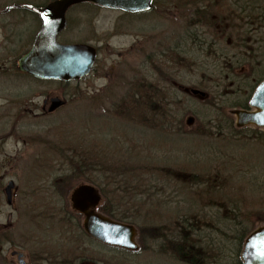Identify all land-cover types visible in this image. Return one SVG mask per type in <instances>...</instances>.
Masks as SVG:
<instances>
[{
  "label": "rangeland",
  "instance_id": "1",
  "mask_svg": "<svg viewBox=\"0 0 264 264\" xmlns=\"http://www.w3.org/2000/svg\"><path fill=\"white\" fill-rule=\"evenodd\" d=\"M32 1L45 5L51 0ZM192 10L193 7L189 8L182 0H157L152 10L145 13H125L91 4L75 5L68 10V28L57 40L96 44L100 47V57L89 76L70 81L65 86L59 81L34 78L35 94L47 90L68 102L55 113L44 116L36 106L39 98L35 96L32 107H23L27 124L25 119L21 120L24 125L19 128L24 129V138L18 136L10 141L7 147L11 155H0V224L6 226L0 232V264H19L11 257V248L24 252L28 264H186L170 248L169 238L177 235L179 218L193 217L191 220L197 222L196 211L200 208H204V213L210 211L206 210L207 203L200 202L197 206L198 201L191 203V199H196L197 192L201 191L206 192V197L201 199L206 201L207 191L215 184L225 191L228 189V194L222 193L223 198L237 196L238 204L247 208L245 211L252 214L258 209L264 217V146L254 139L257 128L237 127L235 108L227 107L226 115L220 113L221 118L229 114L234 116V126L241 129L236 132V140L241 141L240 147L252 153L241 170L227 158L232 155L226 154V139L235 135L228 134L225 127H218L217 104L211 102L212 106L205 101V96L191 93L192 88L201 89V84L207 82L216 89V76L229 71V62L234 60L232 52L208 55L207 50L201 49L200 40L206 42L208 35L205 28L190 24ZM36 22L33 20L28 27L33 30V36L39 29ZM24 27V24L19 25L21 29ZM29 45L24 43L18 50L29 48ZM178 49L182 57L176 59ZM185 49L187 52L182 51ZM244 67L247 71L248 65ZM153 84L163 90L164 102L169 103V115L163 119L164 123L157 125L160 113L156 109L145 110L143 115L155 121L154 125H145L138 118V109L123 112L120 107L133 89L136 88L138 93L143 86L151 88ZM223 85L217 87L221 97L230 94L229 87L232 86L230 82L228 86ZM149 95H154L153 88ZM153 99L140 97L139 102L133 104L139 107ZM197 118L204 122V128L199 126ZM86 139L108 147L115 154L114 167L120 166L126 173L123 176L126 188L122 192L125 199H121L123 204H116L115 208L125 212L132 208L135 212H131L137 214L139 222L145 218L154 221L150 222L153 230L145 229L138 238L140 247L137 251L107 246L83 233V216L74 212L70 197L78 185L87 181L65 162L67 147L64 146L73 141V146L78 148ZM253 143L258 149L252 150ZM258 152L261 162L256 163L258 167H254L253 172L248 171L245 168L258 160ZM224 160L222 164L220 161ZM143 164L151 171L149 176L146 173L145 182L137 187L136 179L141 170L131 179V174H135L132 170ZM11 179L17 186L12 204L7 203L4 193V187ZM231 187L233 191L229 190ZM217 193L214 194L216 198ZM44 201L53 206L50 214L41 212ZM150 209L153 212L147 216ZM64 211L72 219L73 226L70 223V227L77 231L79 226L84 235L72 230L68 235H60L65 229L59 228L62 223L59 217ZM44 214L49 221H44ZM261 216L252 218L263 220H257L255 229L264 226ZM222 224L215 223L212 229L207 228L206 223L197 227L209 229L207 233L213 238L221 239L223 233L224 238L230 237L229 242L224 238L220 241L227 245L226 251H232L235 243L234 235L228 229L231 225ZM50 226L54 228L49 229ZM190 232L194 238L195 231ZM41 251H46L44 253L51 256L52 261L45 260ZM217 256L221 261L207 257L204 263L228 264L231 261L225 254Z\"/></svg>",
  "mask_w": 264,
  "mask_h": 264
},
{
  "label": "trees",
  "instance_id": "2",
  "mask_svg": "<svg viewBox=\"0 0 264 264\" xmlns=\"http://www.w3.org/2000/svg\"><path fill=\"white\" fill-rule=\"evenodd\" d=\"M182 1L183 3H186L189 8L190 6L193 7V10L191 11L192 14L189 19L190 24L193 26H201L205 28L208 35L206 36V42L205 39L200 40L201 42L199 45L201 49L203 51L207 50L208 55H228L231 52L234 54V60L232 59L229 62V71L225 72L221 76L219 74L216 76V89L208 84L209 82H207V84H201V89L206 94V96L204 97L205 101L210 105H212V102L214 105L217 104L218 106L217 109L219 110L218 114L220 122V126L218 127H225V129L228 130V134L235 135L232 137H228L227 139L225 138L227 140V143L225 145L227 149L226 154L232 155V157L227 156V158H230L229 163H234V165H236L235 167L243 170V166H245L244 163L246 164L248 162L247 160L249 159V155L252 153H249L247 152V150H244L243 147H240L242 145L241 141L236 140L238 139L236 136V132H238L240 128L237 129L234 126V116H231V114H229L228 117L225 118H221V116L223 113L226 115L227 107L235 109H249V100L252 96V93L258 86V83L264 81V0ZM156 2L157 0H155L154 6ZM234 21L240 22L239 26H237ZM182 51L187 52L186 49ZM179 54L180 51L177 53V55H175L176 59L182 57V55ZM247 65L248 70L246 71L244 68L247 69V67L244 66ZM229 82L230 85H232L231 87H229L231 88L230 94L225 95V97H221V93H219L221 91H219L217 87L220 88L223 83L224 87L226 85L228 86ZM152 88L154 95L150 97L149 91H151ZM232 95L234 97L230 99V96ZM140 97L142 99H154L152 101L146 102L145 105L134 107V104L139 102ZM127 99L128 100L125 101V104H122L120 108L124 109L123 112H129L132 109H135L137 111L138 109V111L140 112V116H138V118L142 122V124L145 123V125H148V123H150L151 125H154L155 123L152 118H146L145 115H143L145 110H150L151 112L155 111L156 109L160 113L157 125L160 122L164 123L165 121H163V119H165V117L169 115L167 113V107L169 103L164 102L165 98L163 90H161L160 86L157 87L155 84L151 85V88L149 85L143 86V90L138 93H136V88L133 89L131 91V95L127 97ZM197 120L199 122V126L204 128V122L200 121V118H197ZM254 131H256V135L254 137L255 141H260V144L264 146V130L257 128L254 129ZM228 134L225 133V135ZM72 142L73 141H69L64 146L67 147V151H65L64 156V158L67 159L65 162L69 163L68 166L72 167V170L74 172L83 176L86 181L93 183V185L95 184L100 188L104 196V201L100 207V210L105 215H108L116 220L124 222L129 221V223L135 224L138 228L139 238L143 235V233H145L146 230H153V228L150 226V222H154L153 220L145 218L142 222H139L137 214L131 212L134 211L132 208L131 211L128 210L126 212L120 211L119 208H115L116 204L118 206L123 204L121 199H125V197H123L124 195H122V192H124L126 188L124 186L126 182L123 181L125 179L123 176L126 173L121 170L120 166L114 167L115 164H113L115 154H113L108 149V147L102 146L101 144L99 146V144L94 143L91 140H87L81 145L79 144L78 148L77 146H73ZM250 147L252 148V150L258 149L256 143H253ZM260 152H258V160L253 161V165H250V167H246L245 169L253 172L254 167H258L255 165L257 162H261L262 157L260 156ZM225 160L220 162H222L223 164ZM144 166L145 164L138 165L137 168L136 166H134L135 170H132V172L135 171V174H131V179L134 175H140L139 178L136 179L137 183L135 186L137 187L141 185L142 182H145L146 173L149 176V173L151 171L149 166ZM121 167L123 169L124 166L122 165ZM139 170H141V172L138 173ZM194 174L196 175V173ZM194 174L192 176H195ZM258 188L260 189V187ZM232 189L233 187H231V189L229 190ZM227 190L228 189H226L225 191V189L223 190V187H218L215 184V186L210 191H207L208 197L206 198V201L201 200L206 197V192L203 193L201 191L197 192L198 197H195L196 199H191V201L193 200V202L191 203H195L198 201L197 203L199 204H195L197 206L200 205V202L207 203L208 208L206 210L210 209V211H207L208 214L204 213V208H200L198 211H196L198 218H201H196L197 222L191 220V218L193 217L179 218V221L177 222V228L180 227V229L178 228L177 235L173 234V237L169 238L170 243L168 242V244L171 246L170 248H172L174 254L177 255L176 257H178L181 261L185 262L186 264H205L204 261H206L207 257H214V260L217 261L218 259L219 261H221V259H219L217 255L225 254L226 256H229L227 259L231 260L228 261V264H243L241 259V251L243 249L245 239L249 235L250 231H253L256 228L258 222L257 220H259L258 218L256 221H254L255 219L253 217H260L263 212L261 213V210L257 209L254 210L252 214H249L247 211H245L247 209L246 207H244L245 205L242 206L241 204H238V199H236L237 196H233L231 198L228 196V198L230 199L223 198L222 193L225 192L226 194H228ZM216 193L219 196H217V198L216 195H214ZM216 206H219V208H216ZM52 208V205L44 201V203L42 202L41 212L50 214ZM65 212L66 211H64L62 217H59L62 220V223H59V228L62 229V226L65 227V229L61 231L60 235H68V232H70L71 230L74 232L79 231L81 233L82 231L79 230L80 227L78 225V228L76 229L77 231L70 227L72 219L69 218V213ZM152 212L153 209L148 210L147 216ZM45 214L43 217L44 221H49L48 217ZM261 218L264 217L261 216ZM259 221L263 222V220L261 219ZM200 223H206V226L209 229H212V227H215L216 225L223 226L222 223H224L225 226L229 223L231 226L228 229L234 235V238H236V242H234V238L232 237L233 243H235L234 247L232 248L233 252L230 250L226 251L228 250L227 245L221 243L220 241L225 237L224 233L221 239H218V237L213 238L211 234L207 233V230L209 229L197 227ZM208 223H210L211 225L209 226ZM215 223L216 225H214ZM71 225L73 226V222L71 223ZM51 228L54 227L50 226L49 229ZM190 230L195 231L196 236L194 238H192ZM221 230L222 232H224L223 229ZM160 231L162 232L161 228ZM74 232L72 234H74ZM226 239L227 238H224L223 240ZM227 240L229 242L230 237ZM51 242L52 241L48 242L49 245H51ZM202 242L204 243L202 244ZM224 243L228 244L227 241H225ZM62 251L64 250L62 249ZM44 252L46 251H41L40 254H43L45 256V260L47 259L48 261H52V257H49L47 253ZM42 257L39 258V260L42 259Z\"/></svg>",
  "mask_w": 264,
  "mask_h": 264
},
{
  "label": "water",
  "instance_id": "3",
  "mask_svg": "<svg viewBox=\"0 0 264 264\" xmlns=\"http://www.w3.org/2000/svg\"><path fill=\"white\" fill-rule=\"evenodd\" d=\"M92 3L103 8L121 10L129 13L149 11L154 0H52L41 10V27L33 40L27 55L20 59L21 69L37 78L47 80L73 81L87 76L96 59V48L89 44L60 43L58 36L67 28V11L74 5ZM194 95L206 96L198 88H192ZM249 101L250 109H235L236 126H253L264 130V81L258 84ZM50 111L66 104L59 98H52ZM11 181L6 187L8 201L12 202ZM102 196L97 187L91 184L79 185L71 194L72 208L83 214V229L90 237L112 247L137 251V228L120 222L98 211ZM19 253L21 264H27ZM241 258L243 264H264V226L252 231L245 240Z\"/></svg>",
  "mask_w": 264,
  "mask_h": 264
},
{
  "label": "flooded vegetation",
  "instance_id": "4",
  "mask_svg": "<svg viewBox=\"0 0 264 264\" xmlns=\"http://www.w3.org/2000/svg\"><path fill=\"white\" fill-rule=\"evenodd\" d=\"M51 2L52 0L45 5H38L33 3L32 0H0V155H11V153L8 152L7 147L10 144V141L17 139L18 136H23L22 131H24V129L19 128L24 125L22 124L23 121H21L25 119L23 116V107L28 105H31L32 107L34 105L33 99L35 96L39 98L36 106L41 109V115L44 116L55 113L61 108L60 107L53 112L50 111L52 98L59 97L67 101L60 95H51L47 90L35 94V90L33 89L34 78L37 80L41 79L34 77L30 72H27L20 67V59L30 51L33 45V40L40 29L42 23L41 10ZM66 17L69 24L68 14H66ZM32 19L36 20V23L39 25V29L34 36L32 33L33 30H29L28 28L33 21ZM23 24L25 27L23 29L19 28V25ZM67 28H65V30ZM24 43H27V46L30 44L29 48L26 46L22 51L18 50L23 47ZM60 43L64 42L61 41ZM90 45L93 48H96V59L92 67V73L97 66L98 58L100 57V47L96 44ZM59 82L64 84V86L68 83L65 81ZM44 88L46 89V85ZM32 110L33 109H31V111ZM25 124H27L26 119ZM18 129L21 130L19 134ZM22 138H24V136ZM1 165L2 163L0 161V168ZM10 181L13 180H9L8 183ZM5 188L6 186L4 187V193L6 201H8ZM16 188L17 186L14 183L11 196L12 202L15 198ZM12 202L10 203V201H8L7 203L12 204ZM3 228H6V226L0 224V232ZM10 251L12 254L11 257L16 258L18 263L21 264L18 253L20 251L13 248H11ZM23 258L27 261L24 252Z\"/></svg>",
  "mask_w": 264,
  "mask_h": 264
}]
</instances>
